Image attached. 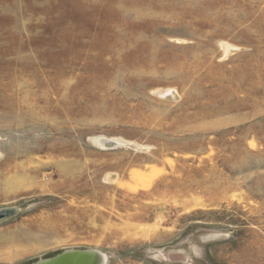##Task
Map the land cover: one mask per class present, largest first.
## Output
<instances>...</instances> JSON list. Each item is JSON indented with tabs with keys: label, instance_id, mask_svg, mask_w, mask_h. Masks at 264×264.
Returning a JSON list of instances; mask_svg holds the SVG:
<instances>
[{
	"label": "rangeland",
	"instance_id": "374dc122",
	"mask_svg": "<svg viewBox=\"0 0 264 264\" xmlns=\"http://www.w3.org/2000/svg\"><path fill=\"white\" fill-rule=\"evenodd\" d=\"M0 264H264V0H0Z\"/></svg>",
	"mask_w": 264,
	"mask_h": 264
},
{
	"label": "water",
	"instance_id": "95a60500",
	"mask_svg": "<svg viewBox=\"0 0 264 264\" xmlns=\"http://www.w3.org/2000/svg\"><path fill=\"white\" fill-rule=\"evenodd\" d=\"M11 213V210H2L0 218H3ZM48 264H94L92 257L81 255L79 253H72L62 257H58Z\"/></svg>",
	"mask_w": 264,
	"mask_h": 264
},
{
	"label": "bare ground",
	"instance_id": "6f19581e",
	"mask_svg": "<svg viewBox=\"0 0 264 264\" xmlns=\"http://www.w3.org/2000/svg\"><path fill=\"white\" fill-rule=\"evenodd\" d=\"M2 210H0L1 212ZM72 253H79V254H85L89 257H92L93 260H94V264H103L106 260V255L104 253H101L99 251H95V250H75V249H72V250H66V251H63L59 254H56L55 256L53 257H50V258H46V259H40L32 264H48L50 262H52L53 260H55L56 258L58 257H62V256H65V255H68V254H72Z\"/></svg>",
	"mask_w": 264,
	"mask_h": 264
}]
</instances>
